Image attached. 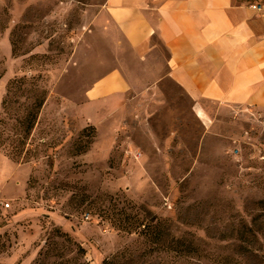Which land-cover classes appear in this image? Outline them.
Instances as JSON below:
<instances>
[{
    "label": "rangeland",
    "instance_id": "374dc122",
    "mask_svg": "<svg viewBox=\"0 0 264 264\" xmlns=\"http://www.w3.org/2000/svg\"><path fill=\"white\" fill-rule=\"evenodd\" d=\"M103 2L0 0V264H264V117L86 105Z\"/></svg>",
    "mask_w": 264,
    "mask_h": 264
},
{
    "label": "crops",
    "instance_id": "0c3cea01",
    "mask_svg": "<svg viewBox=\"0 0 264 264\" xmlns=\"http://www.w3.org/2000/svg\"><path fill=\"white\" fill-rule=\"evenodd\" d=\"M258 1L104 0L78 51L91 65L86 105L116 108L168 83L204 132L217 114L264 117V20L249 9Z\"/></svg>",
    "mask_w": 264,
    "mask_h": 264
},
{
    "label": "built area",
    "instance_id": "2783aa9c",
    "mask_svg": "<svg viewBox=\"0 0 264 264\" xmlns=\"http://www.w3.org/2000/svg\"><path fill=\"white\" fill-rule=\"evenodd\" d=\"M250 11H252L259 19L264 20V0L251 3L249 6ZM10 208V205L4 203L0 200V215L2 210H7Z\"/></svg>",
    "mask_w": 264,
    "mask_h": 264
},
{
    "label": "trees",
    "instance_id": "16d2710c",
    "mask_svg": "<svg viewBox=\"0 0 264 264\" xmlns=\"http://www.w3.org/2000/svg\"><path fill=\"white\" fill-rule=\"evenodd\" d=\"M180 245H184L185 243L183 241H180L178 242Z\"/></svg>",
    "mask_w": 264,
    "mask_h": 264
}]
</instances>
